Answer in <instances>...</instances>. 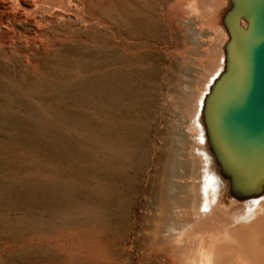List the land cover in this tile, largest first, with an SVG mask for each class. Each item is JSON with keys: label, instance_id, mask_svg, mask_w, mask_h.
Masks as SVG:
<instances>
[{"label": "rangeland", "instance_id": "obj_1", "mask_svg": "<svg viewBox=\"0 0 264 264\" xmlns=\"http://www.w3.org/2000/svg\"><path fill=\"white\" fill-rule=\"evenodd\" d=\"M182 1L54 6L40 32L0 7V264H182L159 234L194 181L182 95L221 32L203 14L200 52Z\"/></svg>", "mask_w": 264, "mask_h": 264}, {"label": "bare ground", "instance_id": "obj_2", "mask_svg": "<svg viewBox=\"0 0 264 264\" xmlns=\"http://www.w3.org/2000/svg\"><path fill=\"white\" fill-rule=\"evenodd\" d=\"M44 1L0 0V7L23 23H30L35 32L43 31L41 23L45 20L51 21L49 24L66 20V9L78 13L82 10V0L50 1L53 6L47 7H51V10L44 9L48 5H44ZM227 5L228 0H183L174 8L175 14L184 17L185 27L193 33L200 52L209 53L202 49L203 41L198 37L199 33L194 32L193 26L204 14L221 27L220 18ZM219 30L221 32L215 40L210 41L215 51V63L203 68L196 84L185 85L188 90L182 95L183 113L180 116L190 117L188 131L194 137L195 144L190 152L194 181L185 186H174L176 176L170 186L165 218L159 233L160 242L163 247L176 250L182 264H264V195L245 202L232 197L229 186L214 173L215 164L207 151L199 117L202 97L223 63L222 45L227 37L222 28ZM188 69L194 70L193 64L188 63Z\"/></svg>", "mask_w": 264, "mask_h": 264}, {"label": "water", "instance_id": "obj_3", "mask_svg": "<svg viewBox=\"0 0 264 264\" xmlns=\"http://www.w3.org/2000/svg\"><path fill=\"white\" fill-rule=\"evenodd\" d=\"M220 26L223 63L199 117L214 173L245 202L264 195V0H228Z\"/></svg>", "mask_w": 264, "mask_h": 264}]
</instances>
